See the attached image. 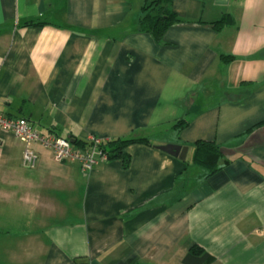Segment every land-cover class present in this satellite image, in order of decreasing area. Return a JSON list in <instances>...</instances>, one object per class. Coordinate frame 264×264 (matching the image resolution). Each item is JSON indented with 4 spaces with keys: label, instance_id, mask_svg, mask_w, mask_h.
Instances as JSON below:
<instances>
[{
    "label": "crops",
    "instance_id": "crops-1",
    "mask_svg": "<svg viewBox=\"0 0 264 264\" xmlns=\"http://www.w3.org/2000/svg\"><path fill=\"white\" fill-rule=\"evenodd\" d=\"M141 5L0 0L1 113L42 134L150 142L127 147L126 168L83 173L40 144L24 167L0 130V264H184L193 243L210 264H264V0H173L160 41L139 30ZM197 140L228 159L206 177Z\"/></svg>",
    "mask_w": 264,
    "mask_h": 264
},
{
    "label": "trees",
    "instance_id": "trees-1",
    "mask_svg": "<svg viewBox=\"0 0 264 264\" xmlns=\"http://www.w3.org/2000/svg\"><path fill=\"white\" fill-rule=\"evenodd\" d=\"M172 1L173 0H142L140 9L141 14L138 20L139 30L149 33L156 41H160L165 30L173 23L179 21V18L171 8ZM230 22V16L223 15L218 21L213 22L212 25L216 30H219ZM43 24L44 22L42 21H27L24 23L26 26H41ZM231 58L232 57L229 55H221V60L224 62ZM186 124V119H179L171 126L173 129L179 130ZM67 138L72 140L75 146L81 148L89 146L87 141L71 137ZM132 144L149 145L150 142L146 137H119L102 142L99 149L106 154L107 160L119 159L123 167L126 168L130 161V156L126 149ZM192 145L193 151L190 162L203 168L205 170V177L213 174L228 162L220 146L213 141L197 140L193 142ZM212 261L213 257L195 243L189 246L186 254L182 258L184 264H210Z\"/></svg>",
    "mask_w": 264,
    "mask_h": 264
},
{
    "label": "built area",
    "instance_id": "built-area-1",
    "mask_svg": "<svg viewBox=\"0 0 264 264\" xmlns=\"http://www.w3.org/2000/svg\"><path fill=\"white\" fill-rule=\"evenodd\" d=\"M0 130L11 132L23 144L22 163L26 168H33L35 165L37 156L32 149L34 144H40L43 148L50 150L56 161L78 163L83 173L92 170L99 162L107 160L106 154L99 149L102 141L93 136L87 139L89 146L81 148L75 146L68 138L38 132L23 117H9L1 112Z\"/></svg>",
    "mask_w": 264,
    "mask_h": 264
},
{
    "label": "water",
    "instance_id": "water-1",
    "mask_svg": "<svg viewBox=\"0 0 264 264\" xmlns=\"http://www.w3.org/2000/svg\"><path fill=\"white\" fill-rule=\"evenodd\" d=\"M73 142L72 140H70ZM157 149L168 153L169 155L180 157L182 159L185 158L187 147L175 145V144H165L156 146Z\"/></svg>",
    "mask_w": 264,
    "mask_h": 264
},
{
    "label": "rangeland",
    "instance_id": "rangeland-1",
    "mask_svg": "<svg viewBox=\"0 0 264 264\" xmlns=\"http://www.w3.org/2000/svg\"><path fill=\"white\" fill-rule=\"evenodd\" d=\"M141 1V0H140Z\"/></svg>",
    "mask_w": 264,
    "mask_h": 264
}]
</instances>
